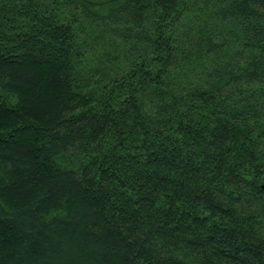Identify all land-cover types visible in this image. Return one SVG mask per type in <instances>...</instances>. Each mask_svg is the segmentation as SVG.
<instances>
[{
    "label": "trees",
    "instance_id": "obj_1",
    "mask_svg": "<svg viewBox=\"0 0 264 264\" xmlns=\"http://www.w3.org/2000/svg\"><path fill=\"white\" fill-rule=\"evenodd\" d=\"M264 0H0V264H264Z\"/></svg>",
    "mask_w": 264,
    "mask_h": 264
},
{
    "label": "water",
    "instance_id": "obj_2",
    "mask_svg": "<svg viewBox=\"0 0 264 264\" xmlns=\"http://www.w3.org/2000/svg\"><path fill=\"white\" fill-rule=\"evenodd\" d=\"M262 189L264 190V186L262 187Z\"/></svg>",
    "mask_w": 264,
    "mask_h": 264
}]
</instances>
